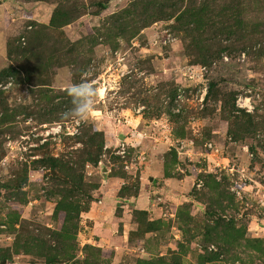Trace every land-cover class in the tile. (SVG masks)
<instances>
[{
  "label": "rangeland",
  "instance_id": "rangeland-1",
  "mask_svg": "<svg viewBox=\"0 0 264 264\" xmlns=\"http://www.w3.org/2000/svg\"><path fill=\"white\" fill-rule=\"evenodd\" d=\"M0 264H264V0H0Z\"/></svg>",
  "mask_w": 264,
  "mask_h": 264
},
{
  "label": "clouds",
  "instance_id": "clouds-1",
  "mask_svg": "<svg viewBox=\"0 0 264 264\" xmlns=\"http://www.w3.org/2000/svg\"><path fill=\"white\" fill-rule=\"evenodd\" d=\"M86 75L87 73H85ZM66 91L72 97L73 107L64 115L80 121H86L89 112L95 104L96 93L93 84L87 81L78 84L74 83Z\"/></svg>",
  "mask_w": 264,
  "mask_h": 264
}]
</instances>
